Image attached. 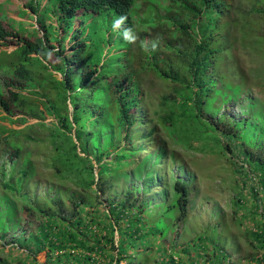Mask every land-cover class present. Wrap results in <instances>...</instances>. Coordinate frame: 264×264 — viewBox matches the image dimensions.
<instances>
[{
	"label": "trees",
	"instance_id": "obj_1",
	"mask_svg": "<svg viewBox=\"0 0 264 264\" xmlns=\"http://www.w3.org/2000/svg\"><path fill=\"white\" fill-rule=\"evenodd\" d=\"M151 1L162 3L159 10L139 16L136 0H52L47 7L27 0L37 25L28 36L19 27L7 30L0 19V89L2 84L9 89L7 98L0 92V148L13 149L8 171L0 162L1 182L9 194H4L3 208L16 218L18 211L43 217L24 233L25 243L17 245L33 260L25 264H177L154 241H165L168 231L187 218L188 180L174 178L169 204L164 195L160 205L150 207L145 190L138 187L123 189L118 201L104 197L113 187L112 177L122 174L127 180L128 171H144L163 157V130L181 146L207 147L213 153L221 148L231 159L234 153L241 155L249 168L261 170L264 186V100L227 81L221 70L235 41L229 27L238 26L242 47L249 40L264 42V0H247L245 8L235 5L236 17H231L229 0ZM120 14L134 26L135 43L111 30ZM8 37L16 42L11 50ZM145 40H159V50L145 53ZM149 76L172 85L160 93L155 118L144 89ZM242 93L237 114L225 105L218 113L221 104ZM43 126L58 151L53 173L74 176L67 186L69 214L59 196L26 190L35 166L21 150ZM203 135L212 141H201L204 145L197 148ZM259 216L255 224L261 229L243 236L260 240L264 248V211ZM5 235L0 249L6 247ZM42 252L45 260L39 262ZM219 253L220 259L213 258L221 263L225 257ZM0 264L10 262L0 258Z\"/></svg>",
	"mask_w": 264,
	"mask_h": 264
},
{
	"label": "rangeland",
	"instance_id": "obj_2",
	"mask_svg": "<svg viewBox=\"0 0 264 264\" xmlns=\"http://www.w3.org/2000/svg\"><path fill=\"white\" fill-rule=\"evenodd\" d=\"M26 1L0 0V19L7 30H11L10 26L19 27L18 31L28 36L32 31L34 33L32 27L35 25V20L30 9L24 5ZM37 1L40 7L52 4V0L51 2ZM136 1L137 15L139 16L157 12L162 4L157 1L153 3L151 0ZM229 2L231 17L238 15L233 10L235 5L240 4L243 8L247 5V0H229ZM47 10H50V6ZM48 13L46 18H48ZM78 22L76 21V23ZM136 22L138 23H135L136 27L143 30V27L140 26L141 23ZM228 31L235 41L232 42V47L227 55L230 59L221 69L225 73L226 80L233 85L239 83L243 89H249L247 93L253 94L254 98L264 100V42L256 44L249 40V44L242 47L243 41L239 40L242 34L239 33L238 26L233 25L229 27ZM67 39L68 37L65 42L69 44ZM7 40V49L9 47V50L13 49L16 43L14 38L8 37ZM3 56L4 54H0L1 58ZM146 84L144 89L148 90L149 94L147 107L151 116L154 117L153 110L158 108L160 93L169 92L172 85H167L150 76L147 77ZM8 90L4 84L1 85L0 92L6 98L9 94ZM243 96L244 93L239 99L221 104V110L218 113H221L222 106L225 105V108L229 107L230 113L237 114ZM245 102L243 100V104ZM29 121L35 122L36 120ZM160 135L165 140L163 157L156 160L153 165H146L144 171H128L129 178L127 180L122 174L112 177L113 187L105 192L104 197H115V200L118 201L123 198V189L138 187L145 190L143 196L146 201L149 200L150 207L154 204L160 205L164 195L165 203L169 204L174 199L172 188L174 178H184L189 183L187 218L178 226H173L172 231H168L165 241L156 239L154 246L160 244L166 250V258L172 255L177 264H211V262L216 264H264L258 260L264 257V248L261 247L260 240L249 238V236L246 239L243 236L246 232H258L257 230L261 229L255 224L260 218V213L264 211V186L260 183L261 170L255 166L249 168L242 156L237 153H234L235 156L231 159L230 153L222 151L221 148H217V152L214 153L209 151L206 146L204 150H200L204 147L200 149L188 148L181 146L177 141H172L164 130ZM202 138L196 143L197 148L203 146V143H207V141H212L204 135ZM21 152L32 159L35 166V171H32V177L26 185V190L34 195L47 193L49 196H59L58 198L63 200V212L67 214L70 210L67 200L70 188L67 186L71 184L73 175H69L70 172L66 174L63 172V177L61 174L53 173V165H59L58 151H54L48 128L38 127L35 140L30 143L26 142ZM11 153H13L12 148L8 147L3 150L0 148V162H4L2 164H5L6 171L11 166L9 158ZM237 157H239L238 161L234 159ZM5 192L0 177V236L2 237V233L6 231L5 239L2 240L6 247L0 249V258L3 260L7 258L10 264H15L17 260L24 261V264L32 263L33 260L26 252L25 247L17 245L21 242L25 243L24 239L27 235L24 233L34 229L43 217L18 211V218H16L13 213H9L7 206V208H3L5 206L4 197H6L4 194H8ZM32 194L30 197L34 198L35 196ZM17 203L19 204L21 201H17ZM2 210L4 211L2 212ZM172 235L176 236L173 241ZM250 242L257 248L254 249ZM220 250L223 251L221 255L225 257L221 263L213 258V256L221 258ZM251 255H256L258 259H250ZM37 260L39 262L45 260L44 252L37 255Z\"/></svg>",
	"mask_w": 264,
	"mask_h": 264
},
{
	"label": "clouds",
	"instance_id": "obj_3",
	"mask_svg": "<svg viewBox=\"0 0 264 264\" xmlns=\"http://www.w3.org/2000/svg\"><path fill=\"white\" fill-rule=\"evenodd\" d=\"M111 30L114 33H118L128 43H135L138 38L134 26L128 23V16L126 14H120L113 18ZM159 47V40H145L141 42L142 50L149 55L158 51Z\"/></svg>",
	"mask_w": 264,
	"mask_h": 264
}]
</instances>
